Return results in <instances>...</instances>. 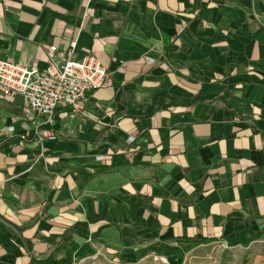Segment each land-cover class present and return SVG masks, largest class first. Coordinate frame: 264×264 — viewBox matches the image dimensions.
Listing matches in <instances>:
<instances>
[{
	"label": "crops",
	"instance_id": "obj_1",
	"mask_svg": "<svg viewBox=\"0 0 264 264\" xmlns=\"http://www.w3.org/2000/svg\"><path fill=\"white\" fill-rule=\"evenodd\" d=\"M74 42L91 119L0 88V264H264V0H0V61Z\"/></svg>",
	"mask_w": 264,
	"mask_h": 264
},
{
	"label": "built area",
	"instance_id": "obj_2",
	"mask_svg": "<svg viewBox=\"0 0 264 264\" xmlns=\"http://www.w3.org/2000/svg\"><path fill=\"white\" fill-rule=\"evenodd\" d=\"M44 49L48 65L42 71L10 60L0 61L2 93L9 97L21 96L25 103L24 114L29 118L39 117L49 123L58 109H64L82 121L91 119L92 113L87 108L88 94L112 85L109 71L93 55L77 59L76 42L66 51H59L56 46H44ZM149 61L154 62V59ZM38 130L40 141L59 138L56 131ZM129 140L135 141V138L130 137Z\"/></svg>",
	"mask_w": 264,
	"mask_h": 264
},
{
	"label": "rangeland",
	"instance_id": "obj_3",
	"mask_svg": "<svg viewBox=\"0 0 264 264\" xmlns=\"http://www.w3.org/2000/svg\"><path fill=\"white\" fill-rule=\"evenodd\" d=\"M244 263H247V260Z\"/></svg>",
	"mask_w": 264,
	"mask_h": 264
}]
</instances>
